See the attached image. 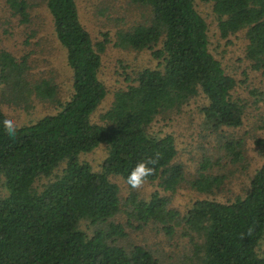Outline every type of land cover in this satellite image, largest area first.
<instances>
[{
    "label": "trees",
    "instance_id": "trees-1",
    "mask_svg": "<svg viewBox=\"0 0 264 264\" xmlns=\"http://www.w3.org/2000/svg\"><path fill=\"white\" fill-rule=\"evenodd\" d=\"M6 1L21 21L28 20L27 0ZM42 1L71 70V93L61 101L51 77L28 79L26 53L16 59L0 50L5 100L27 106L33 95L58 106L18 124L15 138L5 132L0 108V175L6 190L0 196V264H157L149 248L116 242L127 235L125 226L150 222L166 235L181 226L191 243L190 264H264V253L255 249L264 232V161L242 194L226 200L195 198L182 214L157 190L143 198L127 185L121 198L108 177L116 174L126 183L139 161L159 153L148 180L174 191L185 180L182 164L174 160V137L149 131L148 125L158 114L177 111L198 90L206 97L199 109L209 129L241 124L244 100L231 95L236 79L208 50L207 24L194 0H129L147 13L142 21L118 29L115 43L150 49L156 65L125 74L128 83L113 91L100 122L89 115L105 93L98 68L108 32L93 39L79 20L75 0ZM202 1L212 3L221 37L244 29V56L264 75V0ZM258 126L264 129V118ZM100 142L106 154L92 169L78 154ZM242 144L240 137H225L220 147L236 161L242 159ZM218 162L202 156L189 185L208 192L217 188L225 174L207 169ZM120 212L122 222L114 220Z\"/></svg>",
    "mask_w": 264,
    "mask_h": 264
},
{
    "label": "rangeland",
    "instance_id": "rangeland-1",
    "mask_svg": "<svg viewBox=\"0 0 264 264\" xmlns=\"http://www.w3.org/2000/svg\"><path fill=\"white\" fill-rule=\"evenodd\" d=\"M27 1L30 5L27 8L28 20L21 21L18 13L11 12L7 1L0 0V50L9 52L16 59L26 53L28 79L51 77L56 84L57 95L63 101L71 93V70L65 61L64 48L55 37L51 18L43 1ZM75 1L79 20L93 39L100 37L101 31L108 32L109 40L101 53L98 68V77L104 85L105 93L89 115L91 121L100 122V113L109 106L113 91L128 83L125 74L131 75L141 67L156 65V59L150 54V49L137 50L115 43L116 31L142 21L147 9L129 0ZM194 7L207 24L208 50L220 61L224 71L236 79L231 95L241 97L245 106L240 125L211 130L203 122L199 109L206 103V97L198 90L177 111L158 114L148 125V130L157 134L172 133L176 147L174 160L182 164L185 180L174 191L163 190L157 185V180H148L143 188L137 190L138 195L147 198L153 190H157L168 197V205L177 209L179 214H182L195 198L226 200L232 199L236 194H242L252 172L264 161V129L258 126L264 118V75L252 68L250 60L244 56L247 42L244 29L221 37L216 17L212 12V3L194 0ZM3 85V82H0V108L6 117L12 116L18 124L33 122L38 117L58 109L55 103L40 100L33 95L28 98L27 106L9 102L2 94ZM5 93L10 94V90ZM225 137L242 139L241 160L231 161L224 154L220 143ZM105 154V143L100 142L93 149L80 152L78 159L87 161L92 169H98ZM202 156H207L212 161L216 158L219 160L207 169L208 172L225 174L222 183L209 192L196 190L188 183L196 174ZM108 177L118 185L120 197H124L129 190L125 181L116 174H110ZM5 193L0 175V196ZM124 218L123 212L114 216L116 221L122 222ZM80 224L87 227L83 220ZM125 230L127 235L118 238L116 242L138 243L149 248L156 257L157 264H190L188 256L191 243L186 235L181 234V226H177L171 235L164 234L151 222L140 228L125 226ZM255 249L260 254L264 253V232Z\"/></svg>",
    "mask_w": 264,
    "mask_h": 264
},
{
    "label": "clouds",
    "instance_id": "clouds-1",
    "mask_svg": "<svg viewBox=\"0 0 264 264\" xmlns=\"http://www.w3.org/2000/svg\"><path fill=\"white\" fill-rule=\"evenodd\" d=\"M3 128L9 137L15 138L19 127L17 121L12 116H7L3 120ZM160 154L147 157L139 161L127 176L126 183L133 189L138 190L144 187L148 178L155 174V165L158 164Z\"/></svg>",
    "mask_w": 264,
    "mask_h": 264
}]
</instances>
